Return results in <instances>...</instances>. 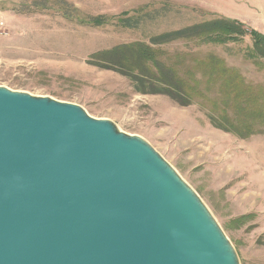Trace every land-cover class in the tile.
Wrapping results in <instances>:
<instances>
[{"label":"rangeland","instance_id":"obj_1","mask_svg":"<svg viewBox=\"0 0 264 264\" xmlns=\"http://www.w3.org/2000/svg\"><path fill=\"white\" fill-rule=\"evenodd\" d=\"M217 17L264 34V0H0V85L79 104L146 140L199 196L239 264H264V131L241 138L219 129L204 100L180 105L165 94L141 93L90 57ZM159 47L186 58L210 51L246 83L264 84V57L249 56V35Z\"/></svg>","mask_w":264,"mask_h":264},{"label":"water","instance_id":"obj_2","mask_svg":"<svg viewBox=\"0 0 264 264\" xmlns=\"http://www.w3.org/2000/svg\"><path fill=\"white\" fill-rule=\"evenodd\" d=\"M0 264H239L143 138L79 104L0 85Z\"/></svg>","mask_w":264,"mask_h":264},{"label":"trees","instance_id":"obj_3","mask_svg":"<svg viewBox=\"0 0 264 264\" xmlns=\"http://www.w3.org/2000/svg\"><path fill=\"white\" fill-rule=\"evenodd\" d=\"M98 22V21H97ZM249 35L248 54L264 57V34L246 30L237 19L217 17L91 54L94 64L127 76L136 91L165 94L180 105L198 98L208 103L209 121L245 138L264 131V84L252 86L212 52L169 53L160 45L186 41L196 45L239 41Z\"/></svg>","mask_w":264,"mask_h":264}]
</instances>
